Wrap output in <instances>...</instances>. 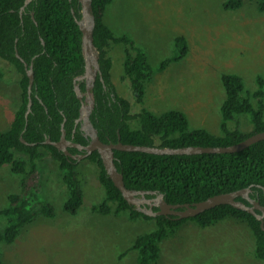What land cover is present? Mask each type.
I'll return each mask as SVG.
<instances>
[{
	"label": "trees",
	"instance_id": "obj_1",
	"mask_svg": "<svg viewBox=\"0 0 264 264\" xmlns=\"http://www.w3.org/2000/svg\"><path fill=\"white\" fill-rule=\"evenodd\" d=\"M112 1H91L95 20L92 41L100 74L92 86L90 120L102 142L117 143L120 140L124 144L170 148L218 147L236 144L264 131V75L255 77L256 88L252 92L245 91V83L237 73L220 75L225 94L220 107L221 135H214L205 128H190L187 115L180 110L156 114L142 107L138 114H133L130 100L119 95L113 81L111 45L124 46V77L139 104L144 103L147 84L155 73L184 58L188 46L183 36H177L174 40L176 53L164 59L157 68L153 67L146 52L132 37L116 34L104 22L106 7ZM24 2L0 0V58L20 75V103L8 129L0 131V167L8 165L11 173L20 176L19 192L9 194L8 204L0 209V216L5 219L0 229V243L7 244L13 243L21 229L37 217L52 218L55 215L54 206L39 196L43 184L36 161L43 158V151L58 163L63 174L68 193L64 210L69 214L77 213L84 199L79 179L80 162L46 140L58 141L64 124L68 140L73 136L72 140L81 145L88 143L76 125L81 101L74 89L75 78L85 72L83 34L76 21L81 18V4L79 0H33L20 11ZM258 4L259 9L264 10V0H258ZM241 5L242 0L223 2L227 10H236ZM30 66L34 80L29 94L27 69ZM2 76L0 72V78ZM79 84L85 92V81ZM29 99L31 110L26 115ZM253 100H257V105ZM241 116L248 117L252 126L250 132L240 129L238 117ZM133 120L138 121L137 127H132ZM230 122H235L234 129H230ZM68 151L75 152L72 148ZM23 155L29 159V169ZM114 156L128 189L162 193L168 204H193L217 194L250 188L249 195L264 206V139L234 153L170 155L115 150ZM86 159L97 164L99 181L105 191L104 200L92 206L93 212L103 215L128 212L132 220L144 218L155 222L153 230L134 239L131 249L136 251L137 264H154L160 256V243L186 221L191 220L204 228L223 219H234L248 226L255 242L254 255L264 261V229L261 221L248 211L220 204L189 218L149 216L125 200L97 151ZM154 196L146 194L147 198ZM237 200L250 205L242 197ZM0 264H5L1 252Z\"/></svg>",
	"mask_w": 264,
	"mask_h": 264
},
{
	"label": "rangeland",
	"instance_id": "obj_2",
	"mask_svg": "<svg viewBox=\"0 0 264 264\" xmlns=\"http://www.w3.org/2000/svg\"><path fill=\"white\" fill-rule=\"evenodd\" d=\"M225 0H113L104 22L118 35L128 34L157 68L176 53L174 40L183 36L188 52L180 61L157 71L147 84L143 104L136 101L124 77V46L112 44V77L119 95L130 100L133 114L146 107L156 114L183 111L190 128H205L221 135L220 107L225 99L222 73H237L245 91L256 88L255 77L264 75V10L258 0H242L236 10L223 7ZM0 131L8 129L20 103V75L0 58ZM257 105V100H253ZM264 115V114H263ZM240 129L252 130L247 116L238 117ZM132 127L138 121H131ZM230 129L235 122L229 123ZM36 166L42 174L39 196L55 210L52 218L37 217L23 227L13 243H0L5 264H137L131 249L137 235L155 228L154 220H132L128 212L103 215L92 211L105 191L96 163L80 159L79 179L83 203L76 214L63 206L68 193L58 163L47 151ZM30 162L27 156H22ZM20 190V176L0 167V209L8 195ZM114 207V204H111ZM5 219L0 216V229ZM154 264H264L254 255L255 242L245 223L234 219L200 227L186 221L160 243Z\"/></svg>",
	"mask_w": 264,
	"mask_h": 264
},
{
	"label": "water",
	"instance_id": "obj_3",
	"mask_svg": "<svg viewBox=\"0 0 264 264\" xmlns=\"http://www.w3.org/2000/svg\"><path fill=\"white\" fill-rule=\"evenodd\" d=\"M33 0H25L24 5L21 7L20 11H23L25 6L28 5ZM92 0H79L81 4V18L76 19L81 32L83 34V53L85 59V72L75 78L74 89L77 97L81 101L80 115L76 120V123L83 121V126L86 131V136L89 139L87 145H81L74 143L66 138V132L64 130V124H62V134L58 141L46 140V143L51 144L63 151L67 156L75 158L68 151L69 146L77 147L78 149H84L86 152L78 157V160L88 156L93 151H97L101 157L104 168L115 186L121 191L125 200L134 206L141 212H144L149 216L157 215H175L178 218H189L193 217L207 209L215 207L220 204H230L236 208L246 210L249 213L256 216L258 220L261 221V226L264 229V206L260 205L257 200L249 197L251 191L250 188H245L237 190L230 193L217 194L208 197L205 200L196 202L193 204H168L165 201L164 195L162 193H157L155 191H137L128 189L123 180L122 174L118 171L114 159V151H141L151 154H201V153H234L239 152L251 144L264 139V131L252 134L245 138L244 140L229 146H218V147H203V146H187L181 148H170V147H157V146H142L133 144H124L120 140L117 143H104L100 140L97 130L93 126L90 120V113L93 107L92 98V86L96 79V76L100 74V68L98 63L97 52L93 46V29L95 25L94 16L91 9ZM20 58V56L17 54ZM27 66V65H26ZM27 75L29 77V87L28 92L31 93V88L34 80V72L32 66L27 69ZM85 81L86 91L83 92L80 88V81ZM31 100L29 99L28 110L26 115L31 110ZM23 142H25L22 139ZM155 195L153 198H147L146 194ZM237 197H242L248 199L250 205L244 204L242 201L237 200ZM142 204H147L149 207H143ZM152 207H157L158 210L154 211ZM257 210L260 213H257Z\"/></svg>",
	"mask_w": 264,
	"mask_h": 264
},
{
	"label": "flooded vegetation",
	"instance_id": "obj_4",
	"mask_svg": "<svg viewBox=\"0 0 264 264\" xmlns=\"http://www.w3.org/2000/svg\"><path fill=\"white\" fill-rule=\"evenodd\" d=\"M76 125L79 126V130L83 133L84 137L88 140V143H89V139H88V137L86 136V131H85L84 126H83V121H79L78 123H76ZM72 138H73V136L71 137L70 141H72V142H74V143H77V142L73 141ZM88 143H87V144H88ZM77 144H79V143H77ZM87 144H86V145H87ZM68 148H72V149L75 150L74 154H72V153H71V154L75 156L74 159H76V160H78V157H79L81 154H84V153L86 152L84 149H78L77 147H74V146H69ZM87 157H88V156H86V157H84V158H82V159H86ZM78 161H79V160H78ZM249 197L252 198L250 195H249ZM244 199H245V198H244ZM252 199H254V198H252ZM246 200L249 202L248 199H246ZM254 200H255V199H254ZM249 203H250V202H249ZM142 206H143V207H149V205H147V204H142ZM152 209H153V210L156 209V211L158 210L157 207H152ZM154 211H155V210H154ZM174 216H175V215H174Z\"/></svg>",
	"mask_w": 264,
	"mask_h": 264
}]
</instances>
